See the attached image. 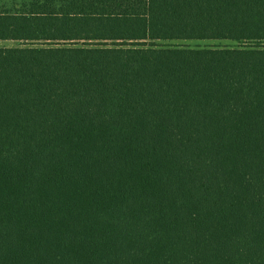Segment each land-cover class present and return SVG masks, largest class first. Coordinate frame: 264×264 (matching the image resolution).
<instances>
[{
	"label": "trees",
	"instance_id": "1",
	"mask_svg": "<svg viewBox=\"0 0 264 264\" xmlns=\"http://www.w3.org/2000/svg\"><path fill=\"white\" fill-rule=\"evenodd\" d=\"M0 40V264H264V0H26Z\"/></svg>",
	"mask_w": 264,
	"mask_h": 264
},
{
	"label": "rangeland",
	"instance_id": "2",
	"mask_svg": "<svg viewBox=\"0 0 264 264\" xmlns=\"http://www.w3.org/2000/svg\"><path fill=\"white\" fill-rule=\"evenodd\" d=\"M26 0H0V10L15 9L17 6L25 3ZM169 44H181L190 47H204V46H230L235 45L234 42L227 40H183L167 42ZM16 43L11 40L3 41L0 40V47L3 46H14Z\"/></svg>",
	"mask_w": 264,
	"mask_h": 264
}]
</instances>
